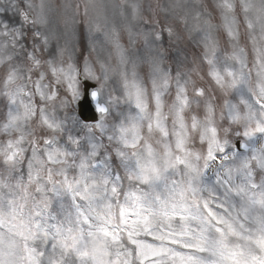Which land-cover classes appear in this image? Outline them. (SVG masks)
Masks as SVG:
<instances>
[{
	"label": "clouds",
	"instance_id": "obj_1",
	"mask_svg": "<svg viewBox=\"0 0 264 264\" xmlns=\"http://www.w3.org/2000/svg\"><path fill=\"white\" fill-rule=\"evenodd\" d=\"M5 16L21 18L7 34ZM49 63L71 65L96 86L109 109L103 130L73 123L66 82ZM259 88L264 0H0V180L46 224L76 217L105 195L123 200L148 190L142 175L165 194L182 191L190 204L230 214L245 177L228 168L251 153L244 123L227 106L260 104ZM25 103L35 109L29 118ZM211 128L223 150L210 143ZM253 143L264 148V136ZM252 175L264 181V169ZM10 198L0 189V201Z\"/></svg>",
	"mask_w": 264,
	"mask_h": 264
},
{
	"label": "snow or ice",
	"instance_id": "obj_2",
	"mask_svg": "<svg viewBox=\"0 0 264 264\" xmlns=\"http://www.w3.org/2000/svg\"><path fill=\"white\" fill-rule=\"evenodd\" d=\"M21 16L27 18L26 13ZM4 20L6 34L21 24L20 17L5 16ZM33 59L39 66V59ZM49 71L57 81L66 82L74 105L73 123L89 131L93 126L103 130L109 109L99 90H93L96 86L79 79L71 65L49 63ZM213 76L223 84L222 77L215 72ZM37 91L45 96L39 84ZM255 91L261 103L242 99L247 111L235 104L227 106L231 119L244 123L245 147L251 153L228 168L229 175L236 171L245 177L235 188L241 202L230 214L221 215L206 202L190 204L182 191L165 194L159 185L150 183L148 175H142L140 180L149 185L148 190L129 192L123 200L105 195L76 217L46 224L38 219L39 211L26 212V200H17L11 185L0 180V189L7 188L11 197L6 204L0 201V224L8 225L7 233L0 231V264H264V181L257 185L252 175L254 167L264 169V148L253 143L264 136V88ZM135 94L139 106L138 89ZM56 95L49 93L47 98L54 100ZM23 107L24 118L34 114L32 105ZM18 118L13 115L10 122ZM42 119L50 128L59 127L47 116ZM210 131V143L223 150L215 139L216 129ZM179 147L183 150V140ZM236 147H241L239 141Z\"/></svg>",
	"mask_w": 264,
	"mask_h": 264
},
{
	"label": "rangeland",
	"instance_id": "obj_3",
	"mask_svg": "<svg viewBox=\"0 0 264 264\" xmlns=\"http://www.w3.org/2000/svg\"><path fill=\"white\" fill-rule=\"evenodd\" d=\"M70 95V93H69ZM147 239L151 242L152 241V237H147Z\"/></svg>",
	"mask_w": 264,
	"mask_h": 264
}]
</instances>
